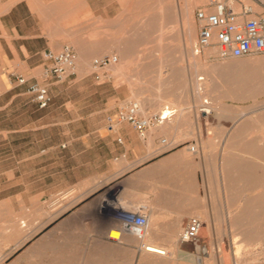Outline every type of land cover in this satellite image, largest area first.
<instances>
[{
	"label": "crops",
	"instance_id": "1",
	"mask_svg": "<svg viewBox=\"0 0 264 264\" xmlns=\"http://www.w3.org/2000/svg\"><path fill=\"white\" fill-rule=\"evenodd\" d=\"M109 1L0 0V170L24 172L15 179L8 173L3 185L7 194L1 201L17 203L18 209L1 216L6 222L0 224V264H150L146 259L170 264L175 251L185 260L178 233L186 221L208 217L199 165L186 146L165 148L158 134L141 138L128 122L110 128L109 115L53 114L67 78L44 76L43 52L72 47L68 27L83 18L79 12L104 11ZM208 2L186 1L175 9L192 14ZM55 27H62L60 37ZM9 72L25 76V83H16ZM33 81L47 85L48 106L39 108L26 98ZM25 109L33 123L31 143L20 141ZM74 123L94 125L74 135ZM26 171L32 178H25ZM108 203L145 210L142 239L105 215Z\"/></svg>",
	"mask_w": 264,
	"mask_h": 264
},
{
	"label": "rangeland",
	"instance_id": "2",
	"mask_svg": "<svg viewBox=\"0 0 264 264\" xmlns=\"http://www.w3.org/2000/svg\"><path fill=\"white\" fill-rule=\"evenodd\" d=\"M186 1L191 0H119V4L116 0L115 2L110 0L104 11L79 12L83 18L74 20V25L68 27V30L72 29V31L70 30L66 39L74 48L72 49L76 57V75L67 77L64 81L65 88L56 94L54 108H56L55 106L58 107L53 111V114L58 116H106L115 113L118 107L123 106L129 100L137 98L143 100V111L149 114L157 111L158 107L155 106V103L158 105L165 103L168 94L180 97V103H183L188 110L184 119V126L181 125V127L190 129L189 131L193 134L164 147L199 146L195 152H192L191 156L199 165L201 202L206 213H208L210 232L204 236L207 240L203 245L207 249L206 252L196 250L188 242H183L186 245L184 246L185 253L193 254L194 260L180 259L177 251H175L168 259L170 264H264L262 245L256 242L248 243L245 233H241V231L249 230V225L247 223L242 226L231 225V222L238 218L233 213L237 206L234 200L237 199L242 204L246 193L225 198L223 194V197L220 195L221 190H219L221 187L218 180V166H220L221 161L222 145L239 115L219 117L214 111L215 100L210 95L203 97L208 102H203L202 97L197 98L196 95L199 94V91L193 85L196 73L199 76L205 73L206 77L209 72L221 71L222 65L225 64L223 69L231 71L232 66L241 63V59L264 58V53L254 52L248 56L234 58L231 56L220 57L216 51H211V48H203L199 52L193 51L194 42L192 41L190 46L187 45L182 34L183 19L180 16L182 11L175 9L177 6H182ZM193 16L194 12L191 14L190 21L193 20L195 24L194 39H196L198 26ZM53 29L60 37L59 33L62 31V27ZM104 45H108V49L97 50L99 46ZM118 45L121 47L119 48L121 49L120 53L117 51L119 50ZM87 51L94 52L89 57L92 67L80 71L79 54ZM110 54H116L118 56L116 63H122V65L109 67L105 71L110 74V77H102L103 69L93 68L94 61L103 55ZM97 73L100 74L99 78L96 77ZM260 74H264V70ZM234 77L239 78L238 76ZM240 93L241 95L232 96L224 93L220 101L226 109L234 112H238V109L246 110L249 113L245 116L259 115L264 111V91ZM26 98L30 103H33L30 95ZM200 106L211 107L210 113L206 115L201 113L199 111ZM41 113H46V110H41ZM24 114L26 118L24 123L25 136L20 141L31 143L29 142L31 141L30 132L33 125L31 113L25 109ZM92 125L94 124L74 123V135L86 131L87 127ZM152 129L149 130L150 133ZM156 136L165 138L167 144L166 135L158 134ZM207 136H209L210 141L216 144L214 148L209 150L202 146ZM217 151L219 155L215 154ZM15 157L17 156L15 155ZM10 166H12L11 163ZM8 173L11 178L15 179L21 177L24 172L0 170L1 225L6 222L5 219L1 218L5 212L18 209L17 203L1 201L7 194V188L3 185L8 182L6 176ZM62 177H64V172H58V178ZM25 178H32L30 171L25 172ZM17 189L18 187H13L10 191L15 193ZM230 206H233V210ZM248 208L249 206L246 208L244 221H247L248 218V221L254 220L259 225L260 218L257 215L259 212L253 208L248 214ZM19 209H23L22 204ZM142 210L145 212L144 209ZM256 216H258L257 219ZM235 233L236 235H234ZM235 237L241 243L239 253L232 242ZM146 260L147 262L150 261V264H159Z\"/></svg>",
	"mask_w": 264,
	"mask_h": 264
},
{
	"label": "bare ground",
	"instance_id": "3",
	"mask_svg": "<svg viewBox=\"0 0 264 264\" xmlns=\"http://www.w3.org/2000/svg\"><path fill=\"white\" fill-rule=\"evenodd\" d=\"M181 16L183 19L182 34L184 36V40L187 42V45L190 43L192 44V41L194 42L192 45V50L194 51L196 43V39H194L195 24L193 23V20L190 21V10H183L181 12ZM208 48H211V51H216V48L213 46ZM105 49H108V45H104V50ZM120 50L121 49L117 51L120 53ZM93 53L94 52L87 54L82 52L79 54L78 65L80 71H84L87 67H92L89 62V57ZM240 61L241 63L239 65L232 66L231 71L223 69L225 68L224 66H226L225 64L222 65L223 67L221 68V71L209 72L206 77L205 73L200 76L196 75L193 85L195 86V89L199 91V94L196 95L197 98H203L204 95H210L215 100L214 111L219 117H233L235 114L239 115L237 119H235L231 132L227 135L225 143L222 145L220 166H218L219 170L217 169L219 171L218 180L220 181L221 187L219 190H221L220 195L222 196L223 194L225 198L239 196L246 193L242 204L238 202L239 200H234L237 206L233 205L234 207L236 206L233 213L236 218H238L232 221L231 225L242 226L247 223L250 229L241 231V233H245L246 241L248 243H260L262 245L261 251L264 252V111H262L259 115L245 116L249 113L246 110L244 111V109H238V112H234L233 110L226 109L220 101L221 97L224 96V93L232 96L238 94L241 95L240 92L249 93L257 90L264 91V74H260L262 73V70H264V58L250 57L248 59H241ZM121 65L122 63H115L110 67H120ZM234 76H238L239 78L236 79ZM166 97L168 98H166L165 103L163 102L160 105L157 104L158 109L155 112L163 110L167 116V112L169 111V108H171L174 110V113L164 120L162 124L154 127L152 132L156 134H164V136L166 135V138L168 139L166 145L169 146L177 140L185 136H189L190 134L192 135L193 133L189 131L190 129L188 130V128L185 129L181 127V125L184 126V119L188 114V110L183 103H180V97H176L171 94H168ZM135 100L139 102L140 107L144 110L143 100L141 98H137ZM202 101L208 102V100L204 98ZM199 111L206 115L210 113L211 107L200 106ZM145 112L146 111H144V113ZM149 139L152 140L151 137H149ZM215 145L216 144L209 140V136L204 139L202 144L203 148H206V150L207 148L208 150L214 148ZM190 147L191 145L185 147L186 151L189 153L195 152L199 148V146H197V148L193 145V149L191 150ZM215 154H218V151ZM248 206V214L253 208L259 212L257 213L260 218L259 225H257L254 220L250 219V221H248V218L247 221H244L246 208ZM203 215L204 214L200 215L201 221L204 222V225H202L200 229L199 241L195 244H191V246H193L196 250H204L206 252L207 249L205 246L203 247V245L207 240L204 236L210 232V222L208 217H204ZM257 217L258 216H256V219ZM234 235H236V233ZM232 242L235 244L236 250L239 253L241 243H239L236 237ZM237 252L236 254H238ZM184 258L188 261L194 260V256L191 253L185 254Z\"/></svg>",
	"mask_w": 264,
	"mask_h": 264
},
{
	"label": "built area",
	"instance_id": "4",
	"mask_svg": "<svg viewBox=\"0 0 264 264\" xmlns=\"http://www.w3.org/2000/svg\"><path fill=\"white\" fill-rule=\"evenodd\" d=\"M197 23V37L194 51L203 48L215 47L220 57H243L251 53H264V0H209L194 12ZM43 57L48 65L43 69L44 76H51L55 80H64L76 75L75 52L69 44H64L58 50H46ZM118 61L116 54L103 55L94 61L93 68L103 69L102 77H110L105 71ZM18 84L26 81L25 76L9 72ZM97 78L100 74L97 73ZM27 92L31 100L39 107L44 108L50 102V94L45 83L33 81L28 84ZM174 110L169 108L165 112L158 111L144 113L136 100H129L118 107L115 113L108 116V126L112 128L117 122H128L141 138H145L150 129L162 124ZM120 141V138H118ZM165 142V138H160ZM190 149H193L191 145ZM103 212L108 217L120 223L125 228H135L139 239L148 224L147 214L140 208H126L108 203ZM203 225L197 216H191L178 233L181 242L195 244L199 241L200 229ZM141 247L150 250L144 242ZM158 253L163 254L160 250Z\"/></svg>",
	"mask_w": 264,
	"mask_h": 264
},
{
	"label": "clouds",
	"instance_id": "5",
	"mask_svg": "<svg viewBox=\"0 0 264 264\" xmlns=\"http://www.w3.org/2000/svg\"><path fill=\"white\" fill-rule=\"evenodd\" d=\"M131 231L133 232V234H139V230L138 229L132 228Z\"/></svg>",
	"mask_w": 264,
	"mask_h": 264
}]
</instances>
